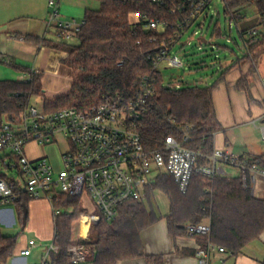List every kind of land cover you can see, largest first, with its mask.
Listing matches in <instances>:
<instances>
[{"label": "trees", "instance_id": "1", "mask_svg": "<svg viewBox=\"0 0 264 264\" xmlns=\"http://www.w3.org/2000/svg\"><path fill=\"white\" fill-rule=\"evenodd\" d=\"M99 9L87 8L85 24L78 33L77 44L64 40L40 41L48 47L65 50L68 55L62 63L70 70L72 86L69 93L54 100L44 99L45 108L55 111L64 108L83 109L99 103L104 97L132 98L137 84L151 68L145 53L154 49L149 43V32L134 30L130 16L137 11L159 12L148 0H97ZM226 12L236 23L246 18L245 9L255 6L259 22L245 30L259 28V33L246 40V55L257 60L264 55V0H222ZM139 41H142L139 44ZM252 60V61H253ZM121 63V64H120ZM18 71L29 68L15 66ZM40 75L31 81L0 80V124L7 116L18 113L27 106L34 95L42 94ZM243 89L249 93L248 80L243 79ZM213 85L182 89L167 88L159 78L156 85V103L143 117L141 133L147 148H158L170 135L181 136L187 127L192 140L190 148L201 152L200 164L209 162L215 147V134L223 129L218 120ZM175 119L173 126L169 119ZM264 167V154L252 156ZM163 190L170 200L166 215L169 231L173 235L187 234L189 224L205 220L211 227L209 235L199 236L206 248L209 242L225 247L231 254H239L245 245L264 232V198L256 197L242 176L206 177L195 173L189 190L183 194L168 174L157 176L154 188L149 190L147 201H130L121 208L118 218L101 217L90 232L89 245L94 256L90 264H118L119 261L144 257L147 264H163L161 255H147L141 233L160 216L153 207L152 190ZM28 195L22 196L21 214L27 215ZM19 202V201H18ZM59 206L66 209L54 219V244L58 252H50L47 264H72L68 248L84 240H73V223L83 213L80 198L61 195ZM17 235H6L0 230V264H9L14 257Z\"/></svg>", "mask_w": 264, "mask_h": 264}, {"label": "built area", "instance_id": "2", "mask_svg": "<svg viewBox=\"0 0 264 264\" xmlns=\"http://www.w3.org/2000/svg\"><path fill=\"white\" fill-rule=\"evenodd\" d=\"M213 1L148 0L159 12L132 13L137 18L133 22L130 16L132 28L148 31V41L154 47L145 53L151 72L140 77L132 98L104 97L99 103L83 109L55 111L29 103L20 112L7 116L0 124V203H11L24 195L33 199L45 197L51 203L55 219L66 210L72 212L70 207L59 206V196L77 197L84 210L79 220L90 229L101 217L118 218L126 203L146 200L160 174L170 175L183 194L188 192L195 173L206 177L223 176L228 175V167L238 168L245 187L249 186L250 175L254 182L259 175L264 176V167L258 161L252 163L251 157L234 153L227 144L215 145L208 156L209 162L200 164L201 152L187 145L192 140L189 132L192 127H187L179 137L168 136L158 148L149 149L143 141L141 122L156 103L159 78L167 88H183L174 81L165 84L161 66H184L174 48L192 44L186 36L190 31L200 34L196 27L202 26V20L209 16ZM49 7V23H56L58 38L67 41L78 38L85 20H62L58 0H49ZM258 33L257 27L241 35L245 48L246 40ZM204 43L208 41L200 36V48ZM0 62L12 63L2 52ZM38 74L39 70L33 68L24 72L21 80L31 81ZM169 121L178 126L175 119ZM261 130L264 139V124ZM60 139L66 142V150L61 154L62 167L56 168L47 157L31 158L27 154L29 144L45 146ZM85 197L91 200L92 207ZM187 232L192 236L209 235L211 227L207 222L189 224ZM83 240L84 243L73 244L67 250L72 264L86 263L94 256L88 233ZM37 246L35 240H30L22 254H31ZM215 249L227 251L225 247L209 242L197 254L206 262ZM52 251H59L54 242L46 250L44 264Z\"/></svg>", "mask_w": 264, "mask_h": 264}, {"label": "crops", "instance_id": "3", "mask_svg": "<svg viewBox=\"0 0 264 264\" xmlns=\"http://www.w3.org/2000/svg\"><path fill=\"white\" fill-rule=\"evenodd\" d=\"M88 4V0H58L60 18L62 20L76 19L81 21L84 19L86 9L91 8ZM49 15V0H0V52L7 54L12 61L11 64L0 62V80L12 79L5 75L6 71L11 69L10 71L19 75L18 79L12 80L21 81L24 71H18L15 66L30 70L38 69L42 85V94L38 95L42 97V105L45 104L44 99L54 100L66 95L72 86V77L67 73L69 68L62 63V59L68 55V52L40 43L45 39L60 40L57 35L56 23H49ZM259 20L257 14L250 23L244 24L241 30L257 24ZM245 21L246 18L242 22ZM204 41L207 39L204 38ZM243 57H237L229 66L218 73L215 82L212 84L214 86L213 98L217 117L223 127L221 131L215 134L214 142L215 145L227 144L233 152L242 156H260L264 154V151L252 145L248 136L241 141L245 151L234 149L235 143L240 142V136L235 133L236 130L250 124L255 126L260 124L259 132L255 130L254 134L262 136L261 127L264 124L263 85L258 78L249 73L251 68L250 63L247 62L249 60L245 58L246 62L244 63ZM246 77L249 83V93L242 87L243 79ZM32 144L28 145L29 149L27 147V154L31 158L47 157L49 159L47 155H38L31 151ZM34 145L44 147L43 145ZM235 169L238 174L228 173V176H240V170ZM249 187L256 197L264 198V176L259 175L257 181L254 182L250 175ZM153 193L154 190H152V200ZM147 199L148 196L143 201H147ZM32 201L33 198L28 201L27 222L30 218L34 220L35 217L36 204ZM21 207L22 202L20 200L8 204L0 203V230L6 235L18 236L15 254L9 264H44L46 251L39 244L33 248L31 254H22V250L28 247L30 240L27 242L26 236L19 239L21 233H15L19 227H22V231H24L27 226V223L24 224L25 216L21 214ZM44 209H46L44 218L49 219V208ZM155 210L160 217L142 231L141 237L146 254L161 255L163 264H264V232L259 238L245 245L239 254L234 255L229 251L220 252L215 249L210 252L209 258L205 262L197 254L200 248H204L200 242L201 238L188 233L176 236L171 234L166 219L170 207L168 211L164 212ZM203 222L208 223V220ZM82 226L81 238L74 237L73 230L75 242L83 240L86 233L90 236L91 228L87 229L85 225ZM118 264L147 263L144 257H138L121 260Z\"/></svg>", "mask_w": 264, "mask_h": 264}, {"label": "rangeland", "instance_id": "4", "mask_svg": "<svg viewBox=\"0 0 264 264\" xmlns=\"http://www.w3.org/2000/svg\"><path fill=\"white\" fill-rule=\"evenodd\" d=\"M88 3L93 9L100 8V2L97 0H88ZM208 13L209 16L206 20H202L203 25L196 27V30H198L200 34H195L193 31H190L188 36H186V39H191L192 44L185 47L176 45L174 48V52H177L182 57L184 66H161L165 84L174 81L180 83L183 88L210 86L215 82L214 80L218 76V73L229 66L237 57L242 58L245 55L246 50L240 30L244 24L250 23L257 15L255 6H249L245 9L246 21L244 23L239 22V24L231 19L230 15L226 12L222 0H214ZM80 18L79 20H81ZM136 19V15L132 14L131 21L134 22ZM200 36H203V38L208 41V43L202 44V48H200L199 44ZM67 42L77 44L79 40L75 38ZM246 59L249 60L247 62H249L251 66L249 73H252L253 77L258 78L261 81L264 90V55H261L257 60H253L252 57ZM246 59H243L244 63L246 62ZM10 70L6 71V77L18 79L19 75ZM67 73L71 76L69 70ZM42 103L43 100L41 95L37 94L32 97V105L41 108ZM259 125L260 124H257V126H255L254 124H250L244 128L236 130L235 133L240 136V142L235 143L234 149L237 151L241 149L243 151L244 148L241 141L248 136L252 145L257 146L264 151L263 137L254 134L255 130L259 132ZM31 146L32 148L30 149L34 153L38 155H47L56 168L62 167L61 154L66 150V142L64 139H60L57 143L45 145L44 147H37L34 144ZM227 171L229 174H238V171L235 168L228 167ZM85 198L86 203L92 207L91 200L88 199V197ZM32 203L36 204L34 220H31L30 218L27 222L26 229L22 231V227H19V230L17 232L15 231V233H21L19 239L26 236L27 242L31 239L35 240L41 248L46 251L54 242L55 231L53 209L50 201L45 197L33 199ZM153 203L155 209L161 212L168 211L170 207L168 196L159 188L154 189ZM44 208H49V219L44 218V212L46 210ZM82 229L83 226L80 224L79 220L75 221L73 226L74 237L81 238ZM82 264H90V262Z\"/></svg>", "mask_w": 264, "mask_h": 264}, {"label": "water", "instance_id": "5", "mask_svg": "<svg viewBox=\"0 0 264 264\" xmlns=\"http://www.w3.org/2000/svg\"><path fill=\"white\" fill-rule=\"evenodd\" d=\"M27 223V218H26V216L24 217V224H26Z\"/></svg>", "mask_w": 264, "mask_h": 264}, {"label": "bare ground", "instance_id": "6", "mask_svg": "<svg viewBox=\"0 0 264 264\" xmlns=\"http://www.w3.org/2000/svg\"><path fill=\"white\" fill-rule=\"evenodd\" d=\"M87 227V226H86Z\"/></svg>", "mask_w": 264, "mask_h": 264}]
</instances>
